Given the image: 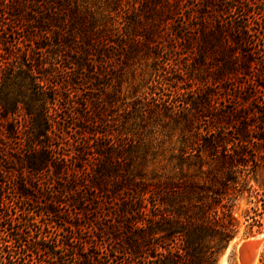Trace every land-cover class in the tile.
Wrapping results in <instances>:
<instances>
[{
	"label": "trees",
	"instance_id": "1",
	"mask_svg": "<svg viewBox=\"0 0 264 264\" xmlns=\"http://www.w3.org/2000/svg\"><path fill=\"white\" fill-rule=\"evenodd\" d=\"M263 20L264 0H0V264H217L245 194L258 231ZM140 65L139 95L108 89Z\"/></svg>",
	"mask_w": 264,
	"mask_h": 264
},
{
	"label": "rangeland",
	"instance_id": "2",
	"mask_svg": "<svg viewBox=\"0 0 264 264\" xmlns=\"http://www.w3.org/2000/svg\"><path fill=\"white\" fill-rule=\"evenodd\" d=\"M257 8V6H256ZM264 22V20H263ZM141 67V68H139ZM138 68H136V70L133 72V75L130 72L124 74L122 77L120 78H117L115 76H113V78L111 79V82H110V86H108L109 90H111V86L112 85H116L118 83V79L121 80V91L122 93H124L126 96H127V99L130 98V96L133 97V94L132 92L134 91L133 88L135 89H138V93H136L135 95H139L141 93V91L144 89V88H141L142 86V81L140 80V78L143 76V74L141 73V69L144 68L142 67V65H140ZM147 76H145L146 78ZM135 84H139L137 85V87H133ZM133 87V88H132ZM85 94H88L87 92H85ZM125 95H122V96H125ZM122 96H119V99L116 100V102L114 103L115 105H118L119 107H116V108H111V114L112 115H116L118 113L121 112V107H120V102L122 101ZM69 121V119H67V122ZM176 138V137H174ZM12 147L15 148L17 147V145L12 142L11 143ZM15 155H18L15 153ZM11 166L13 167V165L9 164V168H11ZM162 167L159 166L156 168V170H158L159 172H164V173H167V174H177L179 172V169L174 167L172 164H168L166 165L163 169L160 170V168ZM251 198L247 197L246 194L239 198L237 201H236V204H235V207H234V212H235V215L239 218L241 224H240V230L237 234V236L230 241V243L228 244V246L220 253V255L218 256V261H217V264H239V258H238V251H237V245L238 243L245 239V238H248V237H255V236H261V235H264V211L261 215V218H260V222H261V226L259 227L258 231H256V227L253 229V232L250 234V235H243L244 234V229H245V218L243 217V212L245 211V209H247L248 207H250L252 204L249 203V200ZM73 221V220H72ZM262 250V249H261ZM261 253V251H260ZM260 256V254H259ZM256 264H260L259 262V257L257 259V262Z\"/></svg>",
	"mask_w": 264,
	"mask_h": 264
},
{
	"label": "water",
	"instance_id": "3",
	"mask_svg": "<svg viewBox=\"0 0 264 264\" xmlns=\"http://www.w3.org/2000/svg\"><path fill=\"white\" fill-rule=\"evenodd\" d=\"M264 244V235L248 237L237 245L239 264H254Z\"/></svg>",
	"mask_w": 264,
	"mask_h": 264
},
{
	"label": "bare ground",
	"instance_id": "4",
	"mask_svg": "<svg viewBox=\"0 0 264 264\" xmlns=\"http://www.w3.org/2000/svg\"><path fill=\"white\" fill-rule=\"evenodd\" d=\"M256 262H257V260H255V263L254 264H256Z\"/></svg>",
	"mask_w": 264,
	"mask_h": 264
}]
</instances>
